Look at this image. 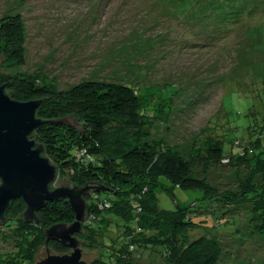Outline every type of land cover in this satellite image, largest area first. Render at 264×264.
<instances>
[{
	"label": "rangeland",
	"instance_id": "rangeland-1",
	"mask_svg": "<svg viewBox=\"0 0 264 264\" xmlns=\"http://www.w3.org/2000/svg\"><path fill=\"white\" fill-rule=\"evenodd\" d=\"M16 13L26 32L20 71L44 72L62 89L89 79L134 86L148 101L152 138L184 156L203 153L211 135L225 151L258 135L251 130L264 116V0H0V19ZM15 70L0 57V72ZM259 153L205 164L193 158L196 175L239 202L226 213L238 220L236 230L235 223L214 225L208 217L191 232L220 241L218 264H264V219L253 202L264 192ZM161 181L166 188L157 187L156 196L163 212L202 202L201 190ZM221 206L214 209H227ZM85 242L82 258L92 264L100 249ZM12 249L0 239V251ZM47 256V246L39 245L32 264ZM134 264L166 263L146 251Z\"/></svg>",
	"mask_w": 264,
	"mask_h": 264
},
{
	"label": "trees",
	"instance_id": "trees-1",
	"mask_svg": "<svg viewBox=\"0 0 264 264\" xmlns=\"http://www.w3.org/2000/svg\"><path fill=\"white\" fill-rule=\"evenodd\" d=\"M25 44L22 15L3 16L0 57L10 70H17L0 72V86L5 85L6 93L18 101L43 100L37 116L46 123L30 138L44 147L43 154L57 166L58 176L68 186H90L84 195L87 209L82 232L77 237L100 249L92 264H134L137 253L146 251L166 264H218L223 254L220 241L208 235L191 237V232L204 227L208 217L214 218V225L235 223L236 230L238 220L227 218L226 213L239 202L196 175L193 158L205 164L234 155H259L264 151V116L251 127V134L258 135L245 140L248 146L241 142L237 151H225L223 140L211 135L203 153L186 157L165 140L152 138L148 101L134 86L89 79L62 89L56 78L44 72L19 70L26 64ZM258 162L257 173L264 175V158L259 156ZM162 178L172 187L201 190L202 202L163 212L156 196L157 187L166 188ZM56 187V183L51 185ZM253 202L264 219V192ZM220 204L227 209L215 210ZM25 209V201L17 198L6 212V221H0V239L13 245L9 252L0 251V264H32L41 244L55 254L71 252L66 243L48 241L46 236L52 225L75 221L67 199L47 201L37 211L38 222H27ZM112 225L114 234L109 232ZM119 236L124 242L119 243Z\"/></svg>",
	"mask_w": 264,
	"mask_h": 264
},
{
	"label": "water",
	"instance_id": "water-1",
	"mask_svg": "<svg viewBox=\"0 0 264 264\" xmlns=\"http://www.w3.org/2000/svg\"><path fill=\"white\" fill-rule=\"evenodd\" d=\"M0 86V221H6V212L13 200L22 198L26 203L23 213L27 222H38L37 211L47 201L67 199L74 213L71 224H54L46 229L47 240L66 243L72 250L55 254L47 247L48 256L37 264H86L82 258L81 241L87 203L84 195L90 186L70 187L65 179L52 189L58 178V169L30 136L46 122L37 116L43 100L18 101ZM67 122V121H61Z\"/></svg>",
	"mask_w": 264,
	"mask_h": 264
}]
</instances>
